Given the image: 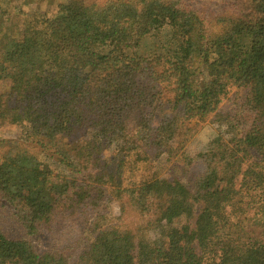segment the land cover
<instances>
[{"label":"trees","instance_id":"16d2710c","mask_svg":"<svg viewBox=\"0 0 264 264\" xmlns=\"http://www.w3.org/2000/svg\"><path fill=\"white\" fill-rule=\"evenodd\" d=\"M58 1L0 0V123H27L0 158V206L28 236L108 195L153 214L154 240L96 221L75 264H264V0L215 35L184 0ZM40 3L56 14L24 11ZM231 87L249 89L252 128L211 142L193 182L152 172ZM72 251L0 227V264H73Z\"/></svg>","mask_w":264,"mask_h":264},{"label":"rangeland","instance_id":"374dc122","mask_svg":"<svg viewBox=\"0 0 264 264\" xmlns=\"http://www.w3.org/2000/svg\"><path fill=\"white\" fill-rule=\"evenodd\" d=\"M60 1L62 0L58 2ZM106 1L85 0V2L97 4H103ZM184 1L186 6L195 11L204 21L211 35L218 34L223 29V24L219 21L221 18L231 15L239 16L247 10V5H249V0ZM24 11L27 14L48 13L49 16L55 15L57 12L55 6L51 7L41 3L25 6ZM6 87L7 82L0 81V93H3ZM251 106L249 89L231 87L222 98L216 112L204 120L191 122L194 131L193 137L187 142L185 141L183 146L177 144V141L173 142V147L169 149L161 163L152 166L160 172L156 169H152V172L167 175L169 178L180 177L183 180L187 178L193 182L205 171L206 164L203 154L206 153L211 142L219 135H223L227 139L234 135H244L252 128L255 113ZM157 121H161L160 116L155 118V126ZM26 124L0 123V158L11 153L14 143L24 138L27 132ZM123 202L126 203L127 200L123 199ZM125 203H121L120 200L108 195L102 200V203H99V206L72 208L68 205L60 207L53 215L51 222L42 226L33 236H28L25 233L21 225L11 216V210L8 207L0 206V227L10 238H25L41 252L60 251L69 248L73 250L71 262L75 264L81 248L94 238L93 230L96 221L102 229L118 226L122 230H133L135 233L139 227L143 226L140 234H136L138 237L143 235L149 240L156 238L157 233L155 232L159 227L155 223L153 214L142 218L138 212L130 207H123ZM249 217L244 225L248 232L258 236L261 228Z\"/></svg>","mask_w":264,"mask_h":264}]
</instances>
